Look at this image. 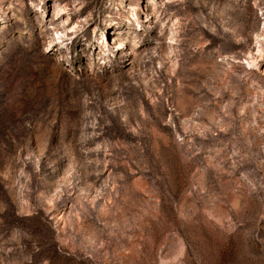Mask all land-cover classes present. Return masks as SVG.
<instances>
[{
  "label": "rangeland",
  "instance_id": "rangeland-1",
  "mask_svg": "<svg viewBox=\"0 0 264 264\" xmlns=\"http://www.w3.org/2000/svg\"><path fill=\"white\" fill-rule=\"evenodd\" d=\"M0 264H264V0H0Z\"/></svg>",
  "mask_w": 264,
  "mask_h": 264
},
{
  "label": "bare ground",
  "instance_id": "bare-ground-1",
  "mask_svg": "<svg viewBox=\"0 0 264 264\" xmlns=\"http://www.w3.org/2000/svg\"><path fill=\"white\" fill-rule=\"evenodd\" d=\"M122 43H117V47H114V50H122L123 48H122Z\"/></svg>",
  "mask_w": 264,
  "mask_h": 264
}]
</instances>
